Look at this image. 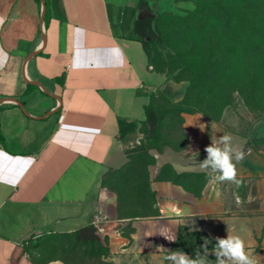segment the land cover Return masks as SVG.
Returning <instances> with one entry per match:
<instances>
[{
    "label": "crops",
    "instance_id": "0c3cea01",
    "mask_svg": "<svg viewBox=\"0 0 264 264\" xmlns=\"http://www.w3.org/2000/svg\"><path fill=\"white\" fill-rule=\"evenodd\" d=\"M132 6L0 0V264H167L165 237L184 228L240 236L264 264V159L203 113L182 114L181 139L150 168L157 215L120 216L118 195L103 185L157 122L147 108L166 81L126 23ZM224 134L245 152L233 160L239 186L200 168ZM103 215L109 255H72L73 235Z\"/></svg>",
    "mask_w": 264,
    "mask_h": 264
},
{
    "label": "rangeland",
    "instance_id": "374dc122",
    "mask_svg": "<svg viewBox=\"0 0 264 264\" xmlns=\"http://www.w3.org/2000/svg\"><path fill=\"white\" fill-rule=\"evenodd\" d=\"M132 5L127 24L143 6L157 14L158 37L150 42L149 57L166 79L153 94L165 121L157 147L143 127L129 144L125 165L107 177V188L119 197L120 216L142 212L136 190L151 182L159 152L173 145L175 136L181 139L182 114L200 112L221 122L264 159V0H132ZM205 238L211 241L209 264H215V237L203 229L179 230L166 255L181 250L194 258Z\"/></svg>",
    "mask_w": 264,
    "mask_h": 264
},
{
    "label": "clouds",
    "instance_id": "9594fccd",
    "mask_svg": "<svg viewBox=\"0 0 264 264\" xmlns=\"http://www.w3.org/2000/svg\"><path fill=\"white\" fill-rule=\"evenodd\" d=\"M5 20V17L0 16V27H3ZM231 141L232 137L228 134L212 139L211 144L204 149L207 155L200 162V168L215 173L213 180L216 182L228 181L239 186L241 181L237 179L236 163L244 159L245 152L243 150L234 151ZM165 238L174 241L169 237ZM215 240V246L211 249V253L216 257L215 264H258L257 259L246 252L245 242L240 236L228 234L226 238L216 237ZM210 243L211 241L205 238L203 244L196 250L194 258L181 250H175L169 251L163 259L170 264H209L208 245ZM54 264H62V262L56 261Z\"/></svg>",
    "mask_w": 264,
    "mask_h": 264
},
{
    "label": "trees",
    "instance_id": "16d2710c",
    "mask_svg": "<svg viewBox=\"0 0 264 264\" xmlns=\"http://www.w3.org/2000/svg\"><path fill=\"white\" fill-rule=\"evenodd\" d=\"M144 3V2H143ZM145 4V3H144ZM157 20V19H156ZM152 18H146L143 20H135L134 26H135V33L136 35L141 39L143 44L145 45V49L149 53V46L150 42L157 40L158 35L156 34L155 22ZM149 38L150 41H146V39ZM155 110L157 112L158 120L157 122L152 125L150 128H146L148 140L151 142V145L158 146V142L162 140L161 136V128L163 126V123L165 121V114L163 113L162 109L158 108L154 103L153 99L151 102V105L147 108V111ZM200 113V112H199ZM157 144V145H156ZM110 172L107 174L103 181V185L107 187L108 178H110ZM108 177V178H107ZM151 183L147 182L145 185H143L140 189L136 190L137 194L135 196L136 198V205L138 208L142 209V212H138V214H129V215H123V217H137L141 215H157V209H155V203H156V197L155 193L151 190ZM130 191H133L132 189H129ZM141 192V194H139ZM74 239L72 242L73 249H71V252L73 253V250H77L76 248H82L84 247V250H81L84 256H87L89 258L93 259H100L102 257H106L109 255L110 250L108 247V243L106 238L102 237L98 230L94 226H88L85 227L79 231H77L74 235ZM61 242L62 240H56Z\"/></svg>",
    "mask_w": 264,
    "mask_h": 264
},
{
    "label": "water",
    "instance_id": "95a60500",
    "mask_svg": "<svg viewBox=\"0 0 264 264\" xmlns=\"http://www.w3.org/2000/svg\"><path fill=\"white\" fill-rule=\"evenodd\" d=\"M149 6H143L137 10V16L135 20H143L146 18H152L154 21L157 18V14H155L152 10H149ZM152 9V8H151ZM155 29V27H154ZM146 41H150L149 38L146 39Z\"/></svg>",
    "mask_w": 264,
    "mask_h": 264
},
{
    "label": "built area",
    "instance_id": "2783aa9c",
    "mask_svg": "<svg viewBox=\"0 0 264 264\" xmlns=\"http://www.w3.org/2000/svg\"><path fill=\"white\" fill-rule=\"evenodd\" d=\"M107 221H108V218L105 215H103L102 217H97L95 221V226L99 233L103 234L105 232V227H103L102 224H104ZM0 239H1V234H0Z\"/></svg>",
    "mask_w": 264,
    "mask_h": 264
}]
</instances>
